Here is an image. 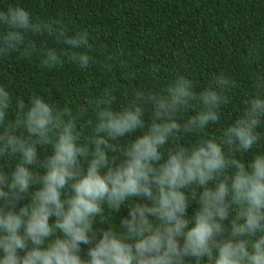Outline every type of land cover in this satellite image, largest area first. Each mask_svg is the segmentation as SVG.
Masks as SVG:
<instances>
[{
  "label": "clouds",
  "instance_id": "clouds-1",
  "mask_svg": "<svg viewBox=\"0 0 264 264\" xmlns=\"http://www.w3.org/2000/svg\"><path fill=\"white\" fill-rule=\"evenodd\" d=\"M32 35L67 46L39 54L46 69L94 62L87 29L0 0V59H31ZM233 86L177 73L118 108L106 93L73 111L0 83V264H264V79L221 123Z\"/></svg>",
  "mask_w": 264,
  "mask_h": 264
},
{
  "label": "trees",
  "instance_id": "trees-1",
  "mask_svg": "<svg viewBox=\"0 0 264 264\" xmlns=\"http://www.w3.org/2000/svg\"><path fill=\"white\" fill-rule=\"evenodd\" d=\"M37 18H55L69 30L91 33L94 62L81 70L68 59L44 68L39 54L66 48L54 37L32 35L31 59H0V83L25 103L31 94L68 104L73 111L110 94L112 106L143 90L158 91L177 73L199 87L215 74L234 81L221 106V123L235 118L264 79V0H21ZM146 119L151 105L145 104ZM15 106L10 110L13 117ZM193 109L188 110L192 114ZM91 108L88 109V114ZM88 114L81 116L85 125ZM219 125H209L208 133ZM85 132L90 131L85 125Z\"/></svg>",
  "mask_w": 264,
  "mask_h": 264
}]
</instances>
